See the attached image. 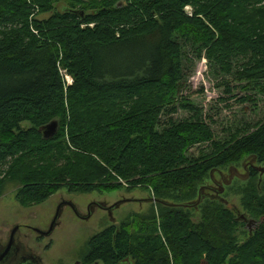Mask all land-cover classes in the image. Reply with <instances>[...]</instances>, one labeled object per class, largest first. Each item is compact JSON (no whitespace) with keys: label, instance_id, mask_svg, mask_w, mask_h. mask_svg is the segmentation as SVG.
<instances>
[{"label":"trees","instance_id":"16d2710c","mask_svg":"<svg viewBox=\"0 0 264 264\" xmlns=\"http://www.w3.org/2000/svg\"><path fill=\"white\" fill-rule=\"evenodd\" d=\"M179 39L207 49L224 73L243 58L237 80L264 93V0H0V198L8 183L20 185L16 199L31 207L64 188L111 193L127 182L187 203L211 171L242 160L264 165V121L217 141L182 96ZM179 109L194 114L175 121ZM53 121L58 132L46 139L39 129ZM206 143L208 152L189 153ZM257 176L255 169L244 205L259 225L246 240L223 203L205 204L196 219L164 207L160 224L127 219L95 234L82 264H264Z\"/></svg>","mask_w":264,"mask_h":264},{"label":"rangeland","instance_id":"374dc122","mask_svg":"<svg viewBox=\"0 0 264 264\" xmlns=\"http://www.w3.org/2000/svg\"><path fill=\"white\" fill-rule=\"evenodd\" d=\"M65 6V2L56 3L55 8L58 11H64ZM186 13L192 16L193 8L191 7ZM52 14L53 12L43 13L36 18L44 20ZM179 41L183 48L185 71L182 96L191 102L194 107L202 110V119L212 127L217 141L229 139L231 133L247 124L256 126L259 122L264 121V93L255 84L237 80L234 74L239 66L243 64V58L235 60V68H233L232 73H224L220 71L218 65L207 57V49L202 52L192 42H186L182 39H179ZM63 74L66 83L71 85L74 80L73 76L66 70H63ZM193 114L194 112L179 109L178 113L174 115V119L175 121H183L192 117ZM168 118L164 116L165 122ZM24 125L30 124L25 123ZM209 145L211 144L206 143L196 146L189 153L197 156L202 151L208 152L210 150ZM251 161L242 160L238 165L233 164L222 168L221 172L225 180L222 179L217 170L213 175L210 174L203 183L199 184L196 196L192 201L198 200L201 189H204L203 193L208 197L203 200L197 209L185 208L184 210L189 211L192 218L196 219L197 215L200 214L199 210H202L205 204L209 202L223 203L220 201V198H223L228 203L235 205L242 214H246L244 197L246 196L247 186L252 183L249 179L252 169L247 165V162ZM253 164L264 168V165L255 161H253ZM257 172L258 176L253 181V185L261 193L264 185V173L260 169ZM232 175L233 178L230 180ZM19 188L20 185L17 183H8L0 198V239L3 242L7 241L11 237L13 228L16 225H21L22 228L18 231L17 238L23 241L27 248L37 253L44 264H82L81 255L86 250L89 240L95 234L115 225L116 222L121 223L127 219L142 218L155 221V216L160 224L161 212L164 211V207H169L150 201L125 202L113 211L114 221L108 211L99 206L95 207L94 214L88 220L78 217L71 206H65L51 235L42 236L35 232L32 227L47 231L58 206L63 201H72L81 214L87 215L90 204L94 202L112 206L126 199L156 198V193L148 186L134 188L127 182L122 183L121 189L111 193L94 191L73 194L64 188L41 204L23 207L16 199ZM216 191H219L220 198L217 197ZM169 197H171V194L164 198L168 202L177 203L176 199ZM225 205L227 206V204ZM231 210L238 220L237 213L233 209ZM238 222L240 223V231L235 235L242 242L246 240L250 231L246 222L239 220ZM255 229L253 228V231ZM160 234L163 235L162 232ZM164 242L167 244L165 239ZM134 263L135 261L130 259L125 260L122 264ZM95 264L103 263L97 262Z\"/></svg>","mask_w":264,"mask_h":264},{"label":"water","instance_id":"95a60500","mask_svg":"<svg viewBox=\"0 0 264 264\" xmlns=\"http://www.w3.org/2000/svg\"><path fill=\"white\" fill-rule=\"evenodd\" d=\"M58 129H59V124L58 122L56 121H53L52 123L46 125V126H42L40 127L39 131L43 134V136L46 138V139H50L52 137H54L56 135V133L58 132ZM257 169H260V171L262 173H264V168H261V167H257ZM218 171V170H217ZM221 171V170H220ZM215 171H212L211 172V175L214 174ZM233 178V175L230 176V180H232ZM203 190L204 189H201L200 191V195H199V198L197 201H192V202H188V203H182V204H177V203H171V202H168L166 200H163V199H159V198H148V199H126V200H122L118 203H115L114 205L112 206H107L106 204H100V203H92L90 204L89 206V209H88V214L87 215H83L81 214L79 211H78V208L75 206V204H73L72 201H63L59 206H58V209L56 211V214L54 216V219L52 220V223L50 225V228L45 231L43 229H40V228H36L35 231L42 235V236H49L51 235V233L54 231V228L56 227L57 223H58V220L60 219L61 217V214H62V211H63V208L65 206H71L73 208V210L75 211V213L77 214L78 217H80L81 219H85V220H88L91 218V216L94 214V211H95V207L99 206L101 208H103L104 210L108 211L109 215L112 217V220H114V217H113V211L118 208L121 204L125 203V202H144V201H150V202H156V203H161V204H164L166 206H169V207H176V208H195L197 209L199 207V205L203 202V200L208 197L207 195H204L203 193ZM222 191V190H221ZM220 191V192H221ZM219 192V191H218ZM216 191V193L218 194V198L219 197V193ZM220 201H222L223 203L227 204V206L231 209H233L237 215H238V220L239 221H245L247 223V226L249 227V231H250V236L253 235V229H252V225L256 223V220L255 219H252V218H249L246 214H242L240 212V210L233 204H230L228 203L227 201H225V199L223 198H220ZM115 221V220H114ZM117 226L120 225L119 222H116ZM19 227H15V229L13 230L12 232V239H14V236L17 232ZM12 243V241H11ZM11 244L8 245V247H10ZM7 256V252H5L3 255H2V258H5ZM1 258V259H2Z\"/></svg>","mask_w":264,"mask_h":264},{"label":"flooded vegetation","instance_id":"af4514ba","mask_svg":"<svg viewBox=\"0 0 264 264\" xmlns=\"http://www.w3.org/2000/svg\"><path fill=\"white\" fill-rule=\"evenodd\" d=\"M247 165L252 169V171L255 169L256 171H258L257 166L254 165L253 163H247ZM217 172L220 173L222 179L225 180L223 173L221 171H217ZM258 225H259V221L256 220V223L252 225V229L257 228ZM15 227H19V228L14 236V239H12V232L15 229ZM15 227L11 232V237L7 241L3 242L0 239V264H44L43 260L37 253H35L32 249L27 248L24 242L21 241L19 238H17V233L22 228V226L16 225ZM32 229L35 231L36 228L32 227ZM9 244H11L10 247H8ZM5 252H7L8 258L7 257L2 258V255Z\"/></svg>","mask_w":264,"mask_h":264},{"label":"built area","instance_id":"2783aa9c","mask_svg":"<svg viewBox=\"0 0 264 264\" xmlns=\"http://www.w3.org/2000/svg\"><path fill=\"white\" fill-rule=\"evenodd\" d=\"M190 9H191V7H187V10L186 11L188 12Z\"/></svg>","mask_w":264,"mask_h":264},{"label":"bare ground","instance_id":"6f19581e","mask_svg":"<svg viewBox=\"0 0 264 264\" xmlns=\"http://www.w3.org/2000/svg\"><path fill=\"white\" fill-rule=\"evenodd\" d=\"M70 83V82H69Z\"/></svg>","mask_w":264,"mask_h":264}]
</instances>
